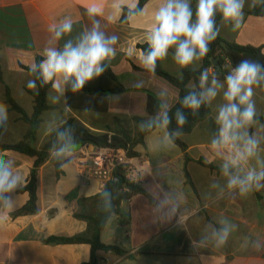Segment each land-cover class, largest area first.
Here are the masks:
<instances>
[{"label": "crops", "instance_id": "0c3cea01", "mask_svg": "<svg viewBox=\"0 0 264 264\" xmlns=\"http://www.w3.org/2000/svg\"><path fill=\"white\" fill-rule=\"evenodd\" d=\"M140 0H0V104L8 110L7 130H2L1 141L14 143L22 140L29 125L19 120L20 114L6 103V86L12 97L28 114L34 111V98L27 87L33 77L22 68L37 63L49 46V26L65 17L73 20V35L90 26L87 15L95 8L104 30L119 37L116 56L110 67L122 84L130 89L123 94L109 96L107 112L74 110L53 100L54 87L47 99L52 107L42 115V123L33 143L41 149L49 139L46 125L54 116L63 121L73 117L96 133L120 134L127 130L135 136L139 130L136 118L150 117L146 111L147 91L157 96L162 90L168 93L167 103L172 108L179 99V89L165 78L146 71L139 59L147 44L145 37L153 22V14L163 0H149L144 14L127 21L126 9ZM193 8L195 0H192ZM252 0H246L240 28L231 30L222 25L221 35L241 45L264 47V17L249 13ZM63 41H60L62 46ZM131 51V55L129 52ZM169 73L180 76V69L169 56L161 60ZM202 60L189 66L200 69ZM229 68V66L227 67ZM215 72L213 67L208 69ZM193 82V81H192ZM189 85V84H188ZM254 99L260 116L264 117V90L256 89ZM67 108V111H65ZM214 112L209 108L207 117L200 119L190 134L182 141L188 146L190 160L176 144L160 147L163 132L154 130L145 139V145L134 148L145 168V181L139 192L122 203L121 213L114 215L101 234L106 245L117 246L120 253L97 251L98 262L109 264H264V187L253 189L248 195L225 194L217 196L211 187L222 183L219 159L210 148V138L215 131ZM263 123V122H262ZM107 127L110 130L107 131ZM12 140V141H10ZM264 147V146H262ZM84 146L78 147L73 159L62 167L58 176L51 159L38 170L37 206L35 214H18L29 201L27 185L34 159L24 154L8 151L4 157L14 161V171L22 177V184L14 195L10 208L0 207V264H84L91 260L89 244L48 243L51 237H71L86 231L87 223L76 217L82 212V201L101 193L106 184L85 174V164L80 159ZM264 156V152L261 153ZM213 165L212 169L198 162ZM254 163V162H253ZM186 172L189 174L187 176ZM167 194L178 195L175 213L168 211L171 199L158 207ZM226 217L237 225L226 245L216 248L200 246V237L206 229L217 226ZM247 238V243H246Z\"/></svg>", "mask_w": 264, "mask_h": 264}, {"label": "clouds", "instance_id": "9594fccd", "mask_svg": "<svg viewBox=\"0 0 264 264\" xmlns=\"http://www.w3.org/2000/svg\"><path fill=\"white\" fill-rule=\"evenodd\" d=\"M245 4L246 0H195L193 8L192 0H163L154 12L152 26L146 34L147 47L139 55L142 67L154 74L157 62L166 59L170 52L180 69L201 61L220 35L217 16L222 25H230L231 30L236 31L241 26ZM250 6L264 7V0H252ZM143 14V9L132 4L125 19L130 21ZM87 15L90 26L76 35L72 34L73 20L69 17L49 26V46L43 51L44 58L31 66L30 75L34 78L27 82L28 88L36 89L37 81L40 87L51 83L56 93L53 100L59 103L67 92H82L89 82L110 67L116 56L115 45L119 37L104 30L97 19L100 15L97 9L89 8ZM60 41H63L62 46ZM180 78L183 79L182 73ZM187 87V94L179 101L181 107L174 114H170L168 93L160 91L155 113L141 121L138 130L144 133L162 131L160 147L166 148L183 136L188 119L185 110L195 116L202 107L211 108L216 128L210 138V148L220 161L223 180L211 186L217 190V196L237 193L243 197L253 189L264 187V156H261L264 152V123L254 99L256 89L264 90V63L251 58L242 59L222 80L215 72L203 69L197 81L190 82ZM173 120L175 128L171 127ZM7 121V106L0 104V129L7 130ZM65 124L54 115L45 129L52 137L50 155L61 167L71 162L79 147L74 130ZM14 168L13 160L0 156V207L12 206L14 195L22 184V177ZM100 197V210L108 213L111 219L115 215L112 196L103 192ZM170 199L173 203L168 204V211L175 213L177 194L171 197L165 194L158 207ZM236 229L237 225L221 217L217 226L205 230L198 243L200 246L223 247Z\"/></svg>", "mask_w": 264, "mask_h": 264}, {"label": "trees", "instance_id": "16d2710c", "mask_svg": "<svg viewBox=\"0 0 264 264\" xmlns=\"http://www.w3.org/2000/svg\"><path fill=\"white\" fill-rule=\"evenodd\" d=\"M148 1L149 0H140L137 8L143 9ZM126 11L128 13V9H126ZM249 13L254 16L264 17V7H253L249 11ZM220 22V17L218 15L217 24L220 25ZM146 47L147 44L139 45V48L142 50ZM245 58L255 59L260 61L261 63H264V47L241 45L235 42H231L225 39L220 33L217 39L211 43L210 51L202 59V66L200 67V69H183V79H181L180 76H176L167 72L162 67L161 60L158 61L154 74L165 78L173 86L179 89V99L177 103L172 108H170V114H174L176 109L181 107L179 103L180 99L187 94L188 84L192 81H197L200 71L213 67L215 69V73L218 74L219 78L222 80L232 67L239 63L240 60ZM42 59V57H38L37 63H39ZM227 61L229 62V64ZM228 66L229 68H227ZM22 68L30 73V67L22 65ZM0 81L3 82V78L1 77V75ZM52 88L53 84L51 83L47 86L40 87L39 81H37V91H30L31 95L34 98V111L32 114H28L24 110V108L20 104H18V102L12 97L10 88L6 86V103L12 110L20 114L19 120L26 122L29 125V129L22 140L14 143H3L1 141L2 129H0V156L4 157V154L6 152L14 151L34 159V166L30 175L29 182L22 189L23 191L29 193L30 198L27 204L18 211V214H35L38 212V170L47 160H52L58 176L63 174L60 163L54 160L49 152L52 137L49 136L48 141L41 149H37L33 144L37 139V135L43 121L42 115L44 114V112L52 108L48 104L47 99L48 92ZM128 91H130V89L126 88L122 84L120 78L113 72L111 67H109L99 78H96L93 81L89 82L82 92L77 94L67 92L66 104L69 108L74 110L88 109L97 112H107L109 109V96L123 94ZM158 102L159 97L154 92L147 91L146 111L149 116L155 113ZM185 112L188 119L183 128V135L190 134L193 131L197 121L207 117V115L209 114V108L202 107L199 113L195 116H193L188 110H185ZM143 120L145 119L136 118V121L139 123ZM260 120L264 123V117L260 116ZM65 122V126L71 127L74 130V134L79 147L85 145H93L95 147H105L109 145L113 147H123L128 149V154L131 157L138 156L137 152L134 151V148L139 144L145 145V139L151 133H144L139 131L138 134L132 136V134L127 130H122L120 134L113 135L110 143L108 132H93L82 122L73 117L67 119ZM171 127H176L175 120H173ZM109 130L110 127H107V131ZM174 144L178 145L185 152L186 160L189 161L191 158L187 152L188 146L186 145V143L183 142L181 138H179L175 140ZM198 162L212 169H217L213 165L205 164L203 160H198ZM217 171H219V169H217ZM186 174L189 177V174L187 172ZM139 191V186L129 182L125 178L123 170L120 168L114 172V179L109 181L105 185L101 193L108 192L111 194L113 211L115 215H117L121 213L120 207L122 203L129 201L132 195ZM101 193L84 199L82 201V212L76 214V217L82 219L87 223V229L85 232L76 234L71 237H51L47 240L48 243H86L91 245V260L84 264H97V251L115 252L121 254V250L117 246L106 245L101 241L102 231L105 228L107 222L110 220L108 218L109 214L100 210Z\"/></svg>", "mask_w": 264, "mask_h": 264}, {"label": "built area", "instance_id": "2783aa9c", "mask_svg": "<svg viewBox=\"0 0 264 264\" xmlns=\"http://www.w3.org/2000/svg\"><path fill=\"white\" fill-rule=\"evenodd\" d=\"M113 135L109 134L110 143ZM84 148L86 150L80 163L85 164V174L88 177L99 179L103 184H107L114 179V172L121 168L129 182L138 186L144 183L145 168L139 158L128 154V149L110 145L105 147L85 145ZM97 264L109 263L101 261Z\"/></svg>", "mask_w": 264, "mask_h": 264}, {"label": "rangeland", "instance_id": "374dc122", "mask_svg": "<svg viewBox=\"0 0 264 264\" xmlns=\"http://www.w3.org/2000/svg\"><path fill=\"white\" fill-rule=\"evenodd\" d=\"M10 141H12V140H10Z\"/></svg>", "mask_w": 264, "mask_h": 264}]
</instances>
